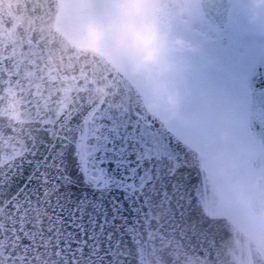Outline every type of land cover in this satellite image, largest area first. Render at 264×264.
Here are the masks:
<instances>
[{"label": "water", "instance_id": "obj_1", "mask_svg": "<svg viewBox=\"0 0 264 264\" xmlns=\"http://www.w3.org/2000/svg\"><path fill=\"white\" fill-rule=\"evenodd\" d=\"M145 1L165 24L185 5ZM199 5L225 28L231 0ZM60 12V0H0V260L255 264L253 240L208 211L219 193L201 154L102 51L56 27ZM246 84L249 129L264 145V52ZM159 160L168 178L162 199Z\"/></svg>", "mask_w": 264, "mask_h": 264}, {"label": "rangeland", "instance_id": "obj_2", "mask_svg": "<svg viewBox=\"0 0 264 264\" xmlns=\"http://www.w3.org/2000/svg\"><path fill=\"white\" fill-rule=\"evenodd\" d=\"M60 1L56 27L78 45L102 51L185 140L189 139L190 113L216 92L213 82L237 77L208 64L213 56L202 55L206 45L200 40L225 41L219 44L230 60L245 66L264 52L263 0H232L223 29L203 16L199 0H186L171 25L159 21L145 0ZM232 93L248 95L244 84L235 86ZM234 187L230 184L227 189ZM230 199L228 192L220 208L247 221L233 207L234 197Z\"/></svg>", "mask_w": 264, "mask_h": 264}, {"label": "flooded vegetation", "instance_id": "obj_3", "mask_svg": "<svg viewBox=\"0 0 264 264\" xmlns=\"http://www.w3.org/2000/svg\"><path fill=\"white\" fill-rule=\"evenodd\" d=\"M200 41L206 45L202 55L208 59V55L213 56L212 60L207 61L208 64L215 65L227 75H237V79L224 78L213 82L211 88L216 92L209 93L202 102L204 105L190 113L189 139L186 141L201 154L203 165L219 193L218 200L209 206L208 211L226 216L247 234L256 247L253 256L255 264H264V145L249 129V88L246 77H240L242 73H247L249 64L245 66L230 60L225 48L220 46L225 41L207 38ZM240 84H244L247 98L243 97V93H232L234 87ZM145 103L176 133L165 118L149 106L146 97ZM158 165L156 192L158 198L162 199L165 197L164 187L168 178L163 175L165 164L159 160ZM90 176L98 178L99 174L92 172ZM230 184L235 185L234 189H227ZM228 192L231 193V199L234 197L233 207L247 221L240 219L236 213L221 209ZM214 208L219 210L214 211ZM257 209L261 211V217Z\"/></svg>", "mask_w": 264, "mask_h": 264}, {"label": "clouds", "instance_id": "obj_4", "mask_svg": "<svg viewBox=\"0 0 264 264\" xmlns=\"http://www.w3.org/2000/svg\"><path fill=\"white\" fill-rule=\"evenodd\" d=\"M0 255H3L0 253ZM0 264H5L3 260H0ZM184 264H214V258L210 256H190ZM220 264V262H216Z\"/></svg>", "mask_w": 264, "mask_h": 264}, {"label": "snow or ice", "instance_id": "obj_5", "mask_svg": "<svg viewBox=\"0 0 264 264\" xmlns=\"http://www.w3.org/2000/svg\"><path fill=\"white\" fill-rule=\"evenodd\" d=\"M81 219H84V217L82 216Z\"/></svg>", "mask_w": 264, "mask_h": 264}]
</instances>
